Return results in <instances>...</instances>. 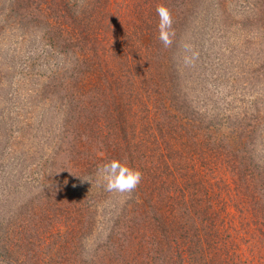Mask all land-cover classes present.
I'll return each mask as SVG.
<instances>
[{
    "label": "trees",
    "instance_id": "obj_1",
    "mask_svg": "<svg viewBox=\"0 0 264 264\" xmlns=\"http://www.w3.org/2000/svg\"><path fill=\"white\" fill-rule=\"evenodd\" d=\"M29 1L0 0V40L9 43L17 32L27 36L35 28L31 31H40L54 51L60 45L53 36L65 37L64 52L50 68L34 65L21 71L34 83L30 100H14V64L8 62L0 71V165L12 159L9 173L0 168V264H264V152L257 154L253 144L260 124H253L251 144L235 136L227 149L209 131L220 130L229 116L218 118L207 109L200 117L192 100H173L178 98L173 94L166 99L191 128L185 131L177 124L164 130L157 123L160 142L147 122L141 126L149 109L145 92L134 81L127 85L111 65L119 49L107 43L113 7L95 6L96 0H39L38 13L27 15ZM201 1L185 4L206 22L214 10L207 7L201 16ZM227 1L211 3L218 15L229 17L225 32L241 38L244 46L264 38V8L258 0H236L224 8ZM179 25L181 20L173 23V33ZM158 39L153 35V46L144 50L161 45ZM155 51L153 56L145 52L146 70L176 90L184 71L165 72ZM232 53L229 59L237 66L238 56ZM259 66L264 69L263 62ZM82 79L87 88H78ZM151 91L157 92L156 87ZM243 122L238 118L232 124L242 127V133L250 125ZM144 130L154 136L152 149L145 146ZM39 135L66 143L61 174L55 153L43 157L32 149ZM112 159L141 172L135 190H107L100 169ZM27 166L32 175L15 185V175ZM6 178H13V188L2 186ZM35 203L43 205L39 213ZM21 208L33 210L26 235L14 226ZM22 245L28 246L29 259H19Z\"/></svg>",
    "mask_w": 264,
    "mask_h": 264
},
{
    "label": "rangeland",
    "instance_id": "obj_2",
    "mask_svg": "<svg viewBox=\"0 0 264 264\" xmlns=\"http://www.w3.org/2000/svg\"><path fill=\"white\" fill-rule=\"evenodd\" d=\"M185 1L187 0H96V3L92 2L95 6L101 4L100 8L113 7L115 22L107 43L109 47L116 46V49L117 47L119 49L115 52L113 59H111V65L115 70L123 74L127 85H130V81H134L135 85L140 86V89L145 92L142 95L147 99L144 101L149 105V109L146 119L142 120L141 126L143 127L144 123L147 122L152 127L149 132L156 134L155 136L159 138L160 142L159 130L156 127L157 123L164 130L169 126H177V124L183 125L185 131L186 128L190 130L191 125L185 122V118H179L177 111L169 104L170 100L166 99L168 96L172 98L171 95L175 94L178 98H173V100H192L191 106L193 110H197L200 117L205 114L207 109L209 110L206 113L215 112L218 114V118L222 115L225 116V114L229 116L228 120L223 121L224 125L220 130L211 128L209 131L215 139H221L227 149L235 136L241 139V143L248 141L247 143L251 144L249 135L253 124L258 122L260 127L254 134L255 142L253 144L258 147L257 154L264 152V69L259 66L261 62H263L264 66V38L260 39L255 45L253 43L252 45L244 46L241 44V38L234 39L231 32H225L224 24L229 20V17H226L225 14L222 17L217 14L216 6L211 4L215 0H202L201 4H199L198 10L202 12L200 13L201 16L203 13L205 14L207 7L214 10V13L212 11L208 12L209 15L206 22H203L205 21L202 20L203 17H195V14L190 12L191 9H187L189 4H185ZM229 1L224 2V8L228 7V4L232 8L234 6L233 3L237 2L236 0ZM26 4L19 5L22 6L19 9L21 12ZM89 4L92 6L90 2ZM160 4L168 7L173 23L181 20L182 26H177L176 32L172 36H175V44L172 43L170 46L165 47L161 40L158 39L156 42L161 45L156 46L154 44L152 50L151 48L150 50H144V46H151L152 43L149 40L153 35L159 38V17L156 9ZM258 4L264 8V0H258ZM41 6L39 0H30L27 15L29 13H38L37 10ZM261 14H264V12ZM32 29L35 28H31L29 31L31 33L27 36L17 32V36L9 43L0 40V52L2 53L0 54V71L4 72L5 64L10 62V64H14V73H18L17 75L15 73L11 82V89H14L12 94L16 93L14 100H30L29 90L31 84L34 85V83L24 78L25 76L21 73L23 69L29 70L34 65L39 70L44 68V66L50 68L56 61L62 60L61 54L62 51L64 52L65 37L63 38L60 35L53 36L54 43H59L60 45L57 46L58 48L54 47V51L48 48L45 40L41 39V32L37 30L36 34L38 35H36L34 30L33 32L31 31ZM172 32H174V28H172ZM234 46H237V48L229 52V49ZM133 49H138L136 55L133 53ZM155 49L154 55L155 57L158 56V58L161 57L162 68L165 72L179 68L184 71L182 73L185 77L181 79L176 90H173L172 86H168L163 82L158 83V76H152L149 74L150 70H146L147 66L144 65L145 52L150 54ZM231 52L238 56L237 66L229 59ZM151 55L153 56V53ZM135 64L139 65L137 70L133 67ZM127 70H131L132 73H135V76L127 73ZM234 71L238 73L236 76ZM80 75L82 77L84 74L81 73ZM82 80L78 88L81 89V85H85L87 88L88 81ZM154 87H156L157 92L151 91ZM162 104L165 106H162ZM36 114L38 112L33 113V115ZM245 114H248V119L244 117ZM238 118L241 119L242 123H244L243 119L247 120L246 123H250L243 129L242 133V127L235 128V125L232 124ZM144 134L146 137H144ZM144 134L143 141L146 143L145 146L149 147L147 149H152L150 146H153L151 143L154 136L145 130ZM67 135L69 136L70 134ZM59 138H54L51 142H47L48 139L45 136H36L32 149L38 148L36 153L40 156L43 155V157H46L48 153H55L56 171L61 174L64 166H66L68 155L66 143L62 141V138ZM238 147L240 149L243 145L239 144ZM96 151H98V147L93 148V152ZM11 160V158H7L0 165L4 174L10 172ZM60 166L61 169H59ZM31 170L32 168L27 166L21 170L19 176L15 175V185H21L25 179H28L32 175V173H29ZM13 178H6L5 180L7 181L5 182L4 180L2 186H6L5 188L11 186L13 188L15 185L10 181ZM26 189L28 193L34 194L30 191V186L26 187ZM23 197L25 198V196ZM35 205V211L39 213V209L43 205L37 203ZM21 209L22 211L16 214L14 226L22 229V234L26 235L29 233V214L33 210L29 208ZM27 248V245L20 247L17 254L20 260L25 257L29 259L26 256Z\"/></svg>",
    "mask_w": 264,
    "mask_h": 264
},
{
    "label": "clouds",
    "instance_id": "obj_3",
    "mask_svg": "<svg viewBox=\"0 0 264 264\" xmlns=\"http://www.w3.org/2000/svg\"><path fill=\"white\" fill-rule=\"evenodd\" d=\"M157 14L159 17V39L165 47L172 44L173 19L170 10L164 4L158 5ZM106 188L109 191L132 192L140 184L142 174L139 170L130 168L119 159H112L105 162L100 169Z\"/></svg>",
    "mask_w": 264,
    "mask_h": 264
}]
</instances>
